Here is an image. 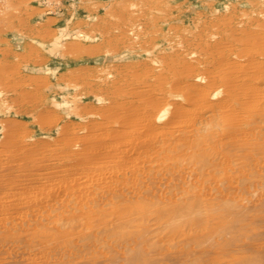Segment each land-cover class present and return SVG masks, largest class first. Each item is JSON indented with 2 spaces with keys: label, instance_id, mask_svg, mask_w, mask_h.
Wrapping results in <instances>:
<instances>
[{
  "label": "bare ground",
  "instance_id": "obj_1",
  "mask_svg": "<svg viewBox=\"0 0 264 264\" xmlns=\"http://www.w3.org/2000/svg\"><path fill=\"white\" fill-rule=\"evenodd\" d=\"M243 32L237 46L198 45L201 74L182 55L165 56L146 74L156 83L151 93L137 91L121 116L102 112L114 126L89 123L84 136L61 137L55 149L72 166L57 190L54 169L24 180L25 162L17 172L0 161V264H260L264 30ZM141 48L136 57L151 53Z\"/></svg>",
  "mask_w": 264,
  "mask_h": 264
},
{
  "label": "rangeland",
  "instance_id": "obj_2",
  "mask_svg": "<svg viewBox=\"0 0 264 264\" xmlns=\"http://www.w3.org/2000/svg\"><path fill=\"white\" fill-rule=\"evenodd\" d=\"M262 26L264 0H0V161L5 164L0 162V170L12 165L17 171L25 162L26 172L21 175L34 174L23 175V179L45 178L56 171L55 182H59L65 178L62 170L72 166L60 148L55 149L61 146L63 136H84L92 125L107 124L102 117L106 107L116 108L121 116V104L136 102L137 91L151 93L146 88L156 83L146 74L156 72L162 58L180 54L201 74L205 57L198 53V45L237 46L243 31L251 34L264 30ZM141 47H148L151 53L136 57ZM71 48L79 52L70 55ZM197 82L203 85L205 80ZM221 96L210 100L215 102ZM9 121L12 124H6ZM13 131V142H8ZM8 155L25 157L28 162ZM32 155L38 158L34 159L37 163L31 161ZM9 160L13 162L8 165Z\"/></svg>",
  "mask_w": 264,
  "mask_h": 264
}]
</instances>
